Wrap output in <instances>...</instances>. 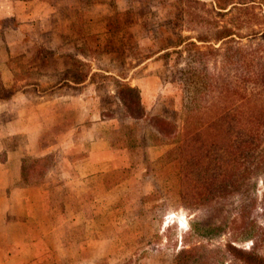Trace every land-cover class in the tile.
<instances>
[{
    "label": "rangeland",
    "instance_id": "rangeland-1",
    "mask_svg": "<svg viewBox=\"0 0 264 264\" xmlns=\"http://www.w3.org/2000/svg\"><path fill=\"white\" fill-rule=\"evenodd\" d=\"M238 1L0 0V76L12 77L0 98L32 84L28 101L36 87L60 101L65 138L55 156L23 159L20 184L42 196L26 224L0 219L5 264H238L227 243L264 256V165L252 173L241 157L238 170L227 148L183 131L215 102L204 82L219 72L216 31L264 44V24L243 9L264 14V0ZM222 168L231 176L205 192ZM200 246L198 263L188 250Z\"/></svg>",
    "mask_w": 264,
    "mask_h": 264
},
{
    "label": "trees",
    "instance_id": "trees-1",
    "mask_svg": "<svg viewBox=\"0 0 264 264\" xmlns=\"http://www.w3.org/2000/svg\"><path fill=\"white\" fill-rule=\"evenodd\" d=\"M231 1L215 0L216 7L225 8ZM246 1L238 2L245 4ZM244 6V10L248 8L250 10L247 13L248 16L249 13L251 15L250 26L264 24V14L258 15L252 4ZM231 30L221 26L216 31L215 39L224 38L221 46L215 49L221 56L219 72L215 76L217 80L214 78L209 83L204 82L207 91L214 92L213 95L208 94V96L211 95L215 102L204 106L207 117L203 121L201 119L194 121V114L188 113L184 120L183 131L186 137L189 135L193 137L192 142L197 143V147L219 143L223 148H227L234 155L238 170L242 161L240 158L246 157L254 173L262 170L264 165V44L258 43L245 49L241 46H233ZM203 149L201 148V151ZM202 156L205 157L206 154L203 152ZM215 164L212 163V166L217 169L216 161ZM208 174H210L207 177L211 186H205V192L214 189L212 185H215L213 184L215 180L224 183L231 176L230 170L227 171L226 168H222L221 173L213 171ZM240 176L242 177L236 172L235 179H239ZM199 191L201 192L200 188ZM188 251L193 256L192 261L198 263L201 262V254L205 253L201 246ZM224 251L230 257L231 263L264 264V256L253 248L242 249L227 243Z\"/></svg>",
    "mask_w": 264,
    "mask_h": 264
},
{
    "label": "crops",
    "instance_id": "crops-1",
    "mask_svg": "<svg viewBox=\"0 0 264 264\" xmlns=\"http://www.w3.org/2000/svg\"><path fill=\"white\" fill-rule=\"evenodd\" d=\"M8 71H2L0 76L3 87L12 86V77ZM28 87H32V84L20 87V91L14 89L8 100L0 98V112L5 111L6 106H10L7 110L12 112L9 119L0 121V219H6L8 223L17 226L26 224L30 219L29 210L25 211L30 204H34L30 197L41 200L42 196L37 185L20 184L23 159L30 156L44 157L48 154L55 156L65 139H62L61 131L57 129L62 120L60 101L56 100L55 105V99L44 100L37 87L36 100L28 101L24 90ZM46 105L52 113H48ZM75 115L70 114V120ZM47 122H50L48 126H52V129L47 126L51 133L43 131ZM60 161L59 155L58 162ZM18 233L14 234L16 238L9 242L10 245L17 246L21 243L18 242ZM3 250L4 247H0V251ZM5 257L0 258V264L6 263Z\"/></svg>",
    "mask_w": 264,
    "mask_h": 264
}]
</instances>
